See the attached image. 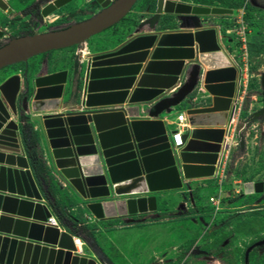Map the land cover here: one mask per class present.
<instances>
[{
    "label": "water",
    "instance_id": "1",
    "mask_svg": "<svg viewBox=\"0 0 264 264\" xmlns=\"http://www.w3.org/2000/svg\"><path fill=\"white\" fill-rule=\"evenodd\" d=\"M137 1L35 0L43 18L72 2L77 4L72 14L96 11L0 45V70L25 63L21 74L0 83V264H114L85 242L91 254L76 252L74 234L61 228L44 180L32 174L25 154L29 133L64 182L65 199L72 200V191L84 203L77 206L85 218L155 212V193L216 175L228 146L241 69L223 49L218 27L204 25L202 18L233 10L156 0L154 13L126 39L89 53L83 62L86 41L118 23ZM162 14L174 15L179 27L156 30ZM72 46L77 60L68 90L66 69L49 71L45 64L31 74L26 67L32 57ZM259 86L264 99V71ZM198 87L208 95L207 105L186 109L188 127L175 145L176 130L160 115L170 114ZM263 115L264 106L241 127ZM238 137L243 146L240 132Z\"/></svg>",
    "mask_w": 264,
    "mask_h": 264
},
{
    "label": "rangeland",
    "instance_id": "2",
    "mask_svg": "<svg viewBox=\"0 0 264 264\" xmlns=\"http://www.w3.org/2000/svg\"><path fill=\"white\" fill-rule=\"evenodd\" d=\"M24 1L30 0H9L8 5L20 10L25 5ZM210 1L232 6V14L210 15L204 19L208 26L220 25V38L226 42L224 45L228 51L233 53L234 62L239 67H247L246 96L232 140L235 141L232 146L234 148L227 157V163L222 165L220 173L216 172L214 177L193 179L180 190L158 193L155 212L97 220L91 215L85 218L86 214L81 210V215L86 219L85 224L94 228V238L86 237L83 243L95 246L114 264H244L243 251L248 242L261 236V220L256 215L262 210L253 211L254 216L250 217V212L246 211V201L233 197L234 189L240 191L243 181L264 176V144L263 141L256 144L257 140L252 139L259 132L252 131L249 125L241 127L250 113L262 104L259 76L264 71V0ZM155 4L156 0H138L123 19L100 32L102 36L96 34L89 38L86 41L88 46L92 47L97 39H109L110 36V39L114 38L116 41L125 38L140 21L154 13ZM95 11L96 9H86L73 15L70 12L66 14L73 17H68L71 22L78 17H89ZM66 23L69 22L66 20L64 24ZM178 27L174 15L162 14L156 30ZM4 41L1 40L0 45ZM76 53L77 47L72 46L58 52L56 50L40 54L35 59L38 62L43 59L48 62L56 61L58 68L64 67L62 62L66 58H69V62L75 61ZM23 66V63H17L1 69L0 81L11 72H22ZM35 72L31 71V74ZM239 132L243 135V146L239 143ZM228 145L230 147L232 144L229 142ZM252 146L255 148L254 154ZM51 179L61 191L62 186H59L54 177ZM80 203L84 205L82 201ZM70 209L75 213L80 211V207L76 205ZM255 255L258 259V254ZM256 259H250L248 264H264V260Z\"/></svg>",
    "mask_w": 264,
    "mask_h": 264
},
{
    "label": "flooded vegetation",
    "instance_id": "3",
    "mask_svg": "<svg viewBox=\"0 0 264 264\" xmlns=\"http://www.w3.org/2000/svg\"><path fill=\"white\" fill-rule=\"evenodd\" d=\"M8 2L9 0H0V10L2 11L0 13V22L3 23L0 24V33H2V36L0 37V41L1 40L6 41L14 36L30 35L34 33L47 31L49 29H56V26L63 25L64 21L67 20L68 22H70L69 21L70 19H68V17L69 18L72 17L69 15L68 17H62L65 20L60 23H56V12H54L53 14L54 19L50 23H47L44 20V18L41 17L40 5L39 3L35 2V0H30L29 2L24 1L25 5H22L20 10L13 9L8 5ZM58 19H60V17ZM42 61L45 62L46 64L48 60L43 59ZM23 64H24L23 66V70H24L25 63ZM26 67L29 70L28 63ZM260 97L262 103L260 107H263L264 99L262 98L261 95ZM248 125L250 126L249 128H251L252 131L259 132L258 134H255V137H252V139L257 140L255 141V143L258 144L259 141H263L262 143L264 144V115L263 118L251 120ZM254 149L255 148L253 147L252 154H254ZM262 158L264 159V154ZM255 184L258 185V189L260 188L259 191L256 190ZM234 191H235L233 197L234 199H243L246 201V211L250 212L249 213L250 217L254 216V214L252 213L253 211L262 210L259 214L256 215L261 220L259 225L260 226L259 231L261 236L256 240H252L248 242L247 247L243 251V261H245V257H247L248 262L250 259L253 261L254 259H256V255H255L256 253L258 254V259L256 260L263 261L264 260V176L259 179L250 178L248 180H245L241 183V190L238 191L234 189ZM235 211L237 212L238 210ZM258 242L261 243L257 244Z\"/></svg>",
    "mask_w": 264,
    "mask_h": 264
},
{
    "label": "crops",
    "instance_id": "4",
    "mask_svg": "<svg viewBox=\"0 0 264 264\" xmlns=\"http://www.w3.org/2000/svg\"><path fill=\"white\" fill-rule=\"evenodd\" d=\"M182 2H184V1H182ZM185 2H186V1H185ZM186 3H192V2H186ZM192 4H194V3H192ZM76 5H77L76 3L72 2L71 4H69V5H67V6H65V7H63V8H61L59 11L56 12V16H57V18L60 17V15L66 14L68 11H70V10L76 8V7H77ZM228 15H229V14H228ZM219 16H220V15H219ZM205 22H206L205 19L202 18V23H203L204 25H206ZM217 24H219V23H217ZM216 27H220V25H216ZM166 30H172V29H166ZM162 31H165V30H162ZM130 34H131V33H128V35H127L125 38H123V39H121V40H118V41H116L114 38H113V39H110L111 36H110V38H109L110 40L107 39V38H104L103 40H102V39H97V41L94 42V44H93L92 47L88 46V42H86V43H85V47H84V51H83V55H84V57H83V62L86 61V55H88L89 53H93V52H96V51H102V50H105V49H110V48L114 47L115 45L119 44V43H120L121 41H123L124 39H126ZM99 36H102V35L99 34ZM108 37H109V36H108ZM110 41H111V42H110ZM225 41H226V40H225ZM222 43H223V49L225 50V52L228 54V56H229V57L232 59V61L234 62V60H233V53L229 52L228 49L226 48V45H224V43L226 44V42L221 41V44H222ZM61 50H62V49L57 50V52H58V51H61ZM54 51H56V50H54ZM37 56H38V55H37ZM74 57H75V59H74L75 61H73V62H69V61H70L69 58H66V60H64V61L62 62V64H64V67H58V68H56V61H52V62H50V61L48 62V61H47V63H46V64L48 65V67L50 68L49 71H58V70H62V69H66V70L68 71V83L66 84V88H67V90H68V88H70L71 80H72V78H73V77H72V75H73V69H74V67H75L76 60H77V56L75 55ZM28 64H29V71H30V72H31V71H36L34 74H36L39 70H43V69L45 68V66H44L45 62H43V61L38 62V61H36L35 57H32L31 59H29V60H28ZM234 64H236V63L234 62ZM245 67H246V66H245ZM246 68H247V67H246ZM14 73L21 74L22 72H21L20 70H17V71L11 72V73H9L8 75H6L5 78L8 77L9 75L14 74ZM243 74H244V73L241 72V75H240V76H242ZM5 78H4V79H5ZM4 79H3V80H4ZM3 80H2V81H3ZM2 81H0V83H1ZM207 98H208V95L206 94V92H204V90H202V89H200V88L198 87V88H196V89L193 91V93H192L190 96H188V97L185 99L184 102H182V103L179 104L178 106L174 107L173 110H172V112H171L170 114L162 113V114L160 115V118L165 122L167 128L176 130L177 127H178V123H177V120H176V115H177L179 112H184V113H185L186 109H188V108H190V107H199V106H205V105H207V103L204 102V101H205L204 99H207ZM140 115H142V114H140ZM180 129H181V128H180ZM236 130H237V128H236V129L234 128V130H233V128H231V133L229 132V135H228V137H227V141H229V142L232 144V145H230L231 149H230V147H229V145H228V147L225 148V149L223 150V153H222V156H221V160H220V162H219V166H218L217 174L220 173L219 171H220V168H222V165H223L225 162L227 163V160H228L227 157H228V155H230V152H232V150H233L232 148H234V147H232V146H233V143H234L235 141L232 142V140H233V138H234V134H235ZM184 131H185V128L182 129V133H183ZM18 139H19V142H20V138H19V137H18ZM37 147H38V149L41 151L40 147H39V146H37ZM25 151H26V149H25ZM25 154H26V152H25ZM42 154H43V153H42ZM42 157H43V155H42ZM43 159H44V158H43ZM44 162H45V165H46V167L48 168V170H49V172H50V175L52 174V175H51L52 178L54 177V179L57 181V183H58L59 185H61L62 187H65L64 182L61 181L60 179H58V177L56 176V174H55V172L53 171V169L50 168L49 163L46 162L45 160H44ZM32 174H33V172H32ZM33 176H34V178L36 179V177H35L34 174H33ZM203 179H205V178H203ZM44 185H45V187L47 188L45 182H44ZM47 190H48V188H47ZM69 191H70V190H69ZM161 192H163V191H161ZM158 193H160V192L155 193L156 197H158ZM70 195H71V199H72V201H74L76 204H80V202H81L82 200H81V199H80L75 193H73L72 191H70ZM57 197H58V196H56V195H54V196L52 195V199H53V201H55V203H56V200H58ZM91 216H92V215H91ZM61 228H62V229H65L62 225H61ZM79 238L83 241L82 236H79ZM91 248H94V249H96V250H99V249L95 248V246H92ZM83 252H85V254H88V255L91 254L90 251L88 250V248H87L85 245H83Z\"/></svg>",
    "mask_w": 264,
    "mask_h": 264
},
{
    "label": "trees",
    "instance_id": "5",
    "mask_svg": "<svg viewBox=\"0 0 264 264\" xmlns=\"http://www.w3.org/2000/svg\"><path fill=\"white\" fill-rule=\"evenodd\" d=\"M191 2L197 5H204V6H209V5H214L219 7L225 6L222 4H214L210 0H191ZM240 5L241 3L238 4L237 7H239ZM225 7L231 8L232 6H225ZM80 19H81L80 17L76 18V20H80ZM63 20H64L63 18L57 19L56 23H60ZM26 143H27L26 155L29 159L30 168L33 174L37 179L44 180L48 188V191L50 192L51 195L58 196L57 197L58 200H56V205H55L56 217L58 221L62 224L65 230L70 231L72 234L78 237L82 236L83 240H86V237L93 239L94 237L92 231L94 228H90L88 225L85 224L86 219H84L83 216L81 215L82 209L80 208L79 213L72 212L70 208L74 205L78 207L77 204L72 200L69 201L64 200L65 195L61 191H59L57 186L55 187V183H53L51 179L52 176L50 175V172L46 167L44 160L42 158L41 152L37 147L36 136L30 133L26 135Z\"/></svg>",
    "mask_w": 264,
    "mask_h": 264
},
{
    "label": "built area",
    "instance_id": "6",
    "mask_svg": "<svg viewBox=\"0 0 264 264\" xmlns=\"http://www.w3.org/2000/svg\"><path fill=\"white\" fill-rule=\"evenodd\" d=\"M53 19H54L53 14L47 16L46 18H44V20L47 23H50ZM56 20H57V16H56ZM237 65H239V64H237ZM240 69H241V72H243L244 74L242 76H240V79L238 81L240 90H239L238 96L236 97V100H235V114H234V118H233L232 122H230V126L228 128V135H229V132L231 133V128H233V130H234V128H236V125L238 123V119H239V116H240V111H241V108H242V103H243V100H244V98L246 96V88H247V84H246L247 83V74H246V71H247V68L245 66L244 67L240 66ZM176 120H177V123H178V127H177V129H176V131H175L173 136H174V144L175 145H179V144H181L180 135L182 133V129H184V128L186 129L188 127V124L186 122V115H185L184 112H179L176 115ZM227 143H229V141H227ZM73 241H74L76 252L79 253V254H83V245H84L83 241L76 235L73 236Z\"/></svg>",
    "mask_w": 264,
    "mask_h": 264
},
{
    "label": "bare ground",
    "instance_id": "7",
    "mask_svg": "<svg viewBox=\"0 0 264 264\" xmlns=\"http://www.w3.org/2000/svg\"><path fill=\"white\" fill-rule=\"evenodd\" d=\"M4 6H5V5H4ZM255 187H256V190L259 191L260 188L258 189V185H257V184H255ZM251 192H252V191H251Z\"/></svg>",
    "mask_w": 264,
    "mask_h": 264
}]
</instances>
